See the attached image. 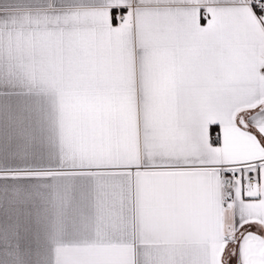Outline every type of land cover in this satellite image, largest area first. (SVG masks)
Here are the masks:
<instances>
[{"label":"snow or ice","instance_id":"1","mask_svg":"<svg viewBox=\"0 0 264 264\" xmlns=\"http://www.w3.org/2000/svg\"><path fill=\"white\" fill-rule=\"evenodd\" d=\"M0 264H264V0H0Z\"/></svg>","mask_w":264,"mask_h":264}]
</instances>
